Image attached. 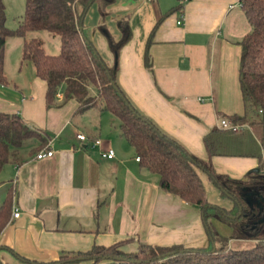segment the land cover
Wrapping results in <instances>:
<instances>
[{"label":"crops","instance_id":"crops-1","mask_svg":"<svg viewBox=\"0 0 264 264\" xmlns=\"http://www.w3.org/2000/svg\"><path fill=\"white\" fill-rule=\"evenodd\" d=\"M239 1L188 0L179 5L178 0H114L104 19L96 5L82 15L84 33L103 62L110 67L116 61L117 84L131 105L191 155L209 159L216 173L233 179L264 162V123L235 122L244 125L237 132L216 126L219 119L231 121L244 112L239 42L250 25ZM75 8L82 12L80 4ZM125 18L130 37L114 57L108 38L120 39L116 22ZM18 62L17 75L8 77L3 54L6 82L0 84V111L16 113L44 133L42 146L52 155L35 159L36 139L10 149L0 171V203L12 191L10 218L0 232V264H56L60 255H77L93 245L120 243L126 253L140 243L207 245L200 210L159 188L157 175L135 160L112 114L97 107L78 112L72 99L46 107L45 83L21 54ZM22 64L31 67L21 71ZM56 99H61L59 93ZM77 133L99 139L101 146L79 142ZM106 148L114 152L110 159L100 156ZM198 174L207 202L229 209L231 201L205 174ZM212 224L220 235H229L221 223Z\"/></svg>","mask_w":264,"mask_h":264},{"label":"trees","instance_id":"trees-1","mask_svg":"<svg viewBox=\"0 0 264 264\" xmlns=\"http://www.w3.org/2000/svg\"><path fill=\"white\" fill-rule=\"evenodd\" d=\"M114 0H24L23 14L15 30L4 28V8L0 0V84L3 74V45L7 37H19L21 60L30 62L34 75L45 83L46 107L59 106L72 99L77 111L97 107L118 120L119 134L132 147L139 165L157 175L158 186L185 203L200 210L207 245L156 246L138 244L134 252L126 253L116 243L110 246L93 245L77 255H60L56 264L74 262L78 258L90 264H264V162L243 178L233 179L218 174L210 160H199L180 143L164 134L150 119L131 105L116 81V61L107 66L82 27V15L96 5L100 18L108 14ZM76 4L82 12H76ZM239 6L250 25V31L240 40L238 85L243 115L231 117V122L262 126L264 123V0H240ZM179 9V6L171 9ZM160 17L156 20L159 22ZM154 25V27L156 26ZM120 39L108 38V46L116 57L120 46L130 37L127 19L116 22ZM100 28H103L100 26ZM45 31L58 37L59 49L49 55L43 51L40 39L31 36ZM61 99H56V94ZM36 139L40 150L45 134L30 127L16 113L0 111V171L7 163L10 149H18ZM211 154L208 139H204ZM46 144V143H45ZM231 201L224 209L207 202L205 189L198 173ZM12 191L6 192L0 203V232L11 214ZM212 221L224 225L228 236L220 235ZM229 240L233 241L229 244ZM237 242L245 247L234 248ZM55 264V263H54Z\"/></svg>","mask_w":264,"mask_h":264},{"label":"rangeland","instance_id":"rangeland-1","mask_svg":"<svg viewBox=\"0 0 264 264\" xmlns=\"http://www.w3.org/2000/svg\"><path fill=\"white\" fill-rule=\"evenodd\" d=\"M4 8L5 20L4 28L7 30H15L17 28L18 22L23 14L24 10V0H1ZM29 37L34 36L41 40L42 47L45 53L47 54H56L59 48L58 37L51 35L45 31H35L32 34L28 35ZM4 49V62L5 69L8 77H13L17 75V68H19V59L21 54V43L18 37H7L3 45ZM27 66L21 65V71L26 68L31 67V64H26ZM254 134L255 130L252 129ZM44 146L41 147L43 149ZM2 190H0L1 194ZM249 245L247 242H237L232 246L234 248L245 247Z\"/></svg>","mask_w":264,"mask_h":264},{"label":"built area","instance_id":"built-area-1","mask_svg":"<svg viewBox=\"0 0 264 264\" xmlns=\"http://www.w3.org/2000/svg\"><path fill=\"white\" fill-rule=\"evenodd\" d=\"M187 1L188 0H178V4L183 5ZM180 22H181V18L178 21H176L177 24H179ZM216 126L220 129L228 130L230 132H237L240 129L244 128V125L234 124L233 122H231L225 118L219 119ZM75 138L79 142L86 143L87 145H90L92 147L93 146H101V141L99 139L89 138L85 134H82V133H77L75 135ZM51 155H52V151L47 146H45L43 149H40L39 151H37L34 154V158L35 159H42L44 157H50ZM100 156L102 158L110 159L114 156V152L111 148H106V149L100 151ZM135 160L138 161V158L135 157ZM17 215H18V213L16 211H14V213L12 214L13 217H16Z\"/></svg>","mask_w":264,"mask_h":264}]
</instances>
